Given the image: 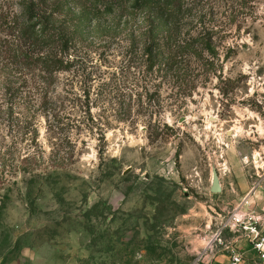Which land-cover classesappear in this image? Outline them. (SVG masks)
<instances>
[{
    "label": "rangeland",
    "instance_id": "rangeland-1",
    "mask_svg": "<svg viewBox=\"0 0 264 264\" xmlns=\"http://www.w3.org/2000/svg\"><path fill=\"white\" fill-rule=\"evenodd\" d=\"M24 1L0 0V15ZM111 2L62 4L77 63L50 90L66 99L54 113L39 107L34 70L0 58V264L229 261L250 243L235 229L219 239L225 220L264 228V0H186L195 51L152 75L129 51L144 15ZM7 81L23 93L14 114ZM25 156L37 158L27 173Z\"/></svg>",
    "mask_w": 264,
    "mask_h": 264
},
{
    "label": "trees",
    "instance_id": "trees-1",
    "mask_svg": "<svg viewBox=\"0 0 264 264\" xmlns=\"http://www.w3.org/2000/svg\"><path fill=\"white\" fill-rule=\"evenodd\" d=\"M29 1L30 3L24 1L20 16L0 15V58H7L11 65L20 67L23 72L28 69L31 73V69L34 70L30 75L37 80L39 107L54 113L53 108L66 99L63 100V97L51 99L50 90L57 84L58 75L69 73L77 63L76 58L70 60L75 32L74 34L71 32V25L68 27L67 24H58L62 4L67 5L74 0ZM185 1L112 0L110 9L115 3L122 5L127 3L130 4L133 16L144 15V19L136 23L139 25L136 31L130 33L132 42L129 51L133 55L141 53L139 58H142L144 72L147 75L154 74L159 66H164L166 71L171 73L180 71L182 69L180 60L190 58L194 53L198 41L190 30H187L190 24L188 15L190 6ZM102 14L103 12L98 9L93 12L95 17ZM79 19L76 16L72 21ZM203 46L209 52L212 51L210 44ZM0 70H10V67L1 66ZM3 90L2 97L7 105V111L14 114L15 105L19 98H23V93L15 90L8 81L4 84ZM25 99L27 101L28 97ZM35 160L36 156L23 157L20 160L23 171L27 173L31 170V162Z\"/></svg>",
    "mask_w": 264,
    "mask_h": 264
},
{
    "label": "built area",
    "instance_id": "built-area-1",
    "mask_svg": "<svg viewBox=\"0 0 264 264\" xmlns=\"http://www.w3.org/2000/svg\"><path fill=\"white\" fill-rule=\"evenodd\" d=\"M260 227V218L244 213L232 214L218 227L216 236L219 239L226 229L247 232V240L256 253V259L254 261H248L244 253L239 250H232L228 264H264V228L261 229Z\"/></svg>",
    "mask_w": 264,
    "mask_h": 264
},
{
    "label": "crops",
    "instance_id": "crops-1",
    "mask_svg": "<svg viewBox=\"0 0 264 264\" xmlns=\"http://www.w3.org/2000/svg\"><path fill=\"white\" fill-rule=\"evenodd\" d=\"M240 251L244 253V255L247 257L248 261H252L256 259V253L252 250V247L250 245L244 244L241 248ZM228 259L226 260H220L218 262L219 264H228Z\"/></svg>",
    "mask_w": 264,
    "mask_h": 264
},
{
    "label": "water",
    "instance_id": "water-1",
    "mask_svg": "<svg viewBox=\"0 0 264 264\" xmlns=\"http://www.w3.org/2000/svg\"><path fill=\"white\" fill-rule=\"evenodd\" d=\"M211 192L214 194H219L222 192L221 180L217 171L213 172Z\"/></svg>",
    "mask_w": 264,
    "mask_h": 264
}]
</instances>
